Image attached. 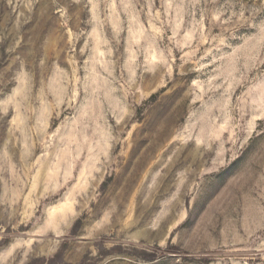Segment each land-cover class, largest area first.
Segmentation results:
<instances>
[{
  "label": "rangeland",
  "instance_id": "374dc122",
  "mask_svg": "<svg viewBox=\"0 0 264 264\" xmlns=\"http://www.w3.org/2000/svg\"><path fill=\"white\" fill-rule=\"evenodd\" d=\"M0 264H264V0H0Z\"/></svg>",
  "mask_w": 264,
  "mask_h": 264
}]
</instances>
